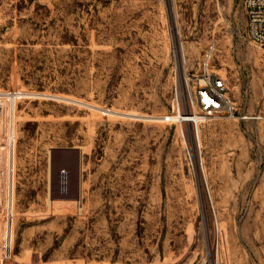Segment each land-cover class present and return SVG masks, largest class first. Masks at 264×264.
Wrapping results in <instances>:
<instances>
[{"label": "rangeland", "instance_id": "rangeland-1", "mask_svg": "<svg viewBox=\"0 0 264 264\" xmlns=\"http://www.w3.org/2000/svg\"><path fill=\"white\" fill-rule=\"evenodd\" d=\"M210 45L237 118L195 107L203 185L175 115ZM12 92L0 264H264V48L244 0H0Z\"/></svg>", "mask_w": 264, "mask_h": 264}, {"label": "built area", "instance_id": "built-area-1", "mask_svg": "<svg viewBox=\"0 0 264 264\" xmlns=\"http://www.w3.org/2000/svg\"><path fill=\"white\" fill-rule=\"evenodd\" d=\"M244 5L246 8L247 35L254 43L264 48V0H244ZM212 50L213 45H210L205 54V64L200 79L202 82H197L192 91L188 90L185 103L193 109L198 107L204 117L224 115L227 118L236 119L237 108L228 95L225 79L207 70ZM174 101L176 110L179 112V90L176 87L174 88ZM11 105H14L13 92L0 93V120H5L6 108L9 109ZM1 184L0 182V226L5 219L1 199Z\"/></svg>", "mask_w": 264, "mask_h": 264}, {"label": "bare ground", "instance_id": "bare-ground-1", "mask_svg": "<svg viewBox=\"0 0 264 264\" xmlns=\"http://www.w3.org/2000/svg\"><path fill=\"white\" fill-rule=\"evenodd\" d=\"M171 1V0H170ZM169 3V2H168ZM181 53V52H180ZM179 55V54H178ZM180 56V55H179ZM184 56V55H183ZM180 60V59H179ZM182 61V60H181ZM180 61V62H181ZM182 64V63H181ZM180 75V74H179ZM197 77V76H196ZM187 79V78H186ZM196 79V78H195ZM183 80H184V83H183ZM194 80V79H193ZM180 81L182 82L181 83V86H182V89H184L185 93H184V96H187V92H188V82L185 81V79H181L180 77ZM198 81V80H197ZM180 88V87H179ZM180 92V90H179ZM181 94V93H180ZM181 98V97H180ZM182 99V98H181ZM180 99V100H181ZM182 101V100H181ZM183 105V104H182ZM186 105V104H185ZM184 105V106H185ZM188 110V109H187ZM186 109H184V112L183 113H179V115H175L178 119H180V121L182 120L185 125L187 126V132H188V136H189V140H190V153H191V156H192V159L194 161V164L196 165V168L198 169L199 173H200V176H201V180H202V184L204 185L203 183V179H202V174H203V167H201L202 165V160H201V157H200V154H199V149H200V136H199V123L201 121H203L205 118H203L202 116H199L196 113L195 109H193L192 107H190V111H187ZM181 124V123H180ZM179 124V126H180ZM181 130V128H180ZM183 130V129H182ZM185 132V130H184ZM186 132V133H187ZM181 135V134H180ZM187 136V137H188ZM183 138L186 137V134L185 136H182ZM188 140V139H187ZM193 150L196 151V156L193 154ZM201 164V165H200ZM199 176V177H200ZM205 188V187H204ZM205 190V189H204Z\"/></svg>", "mask_w": 264, "mask_h": 264}]
</instances>
